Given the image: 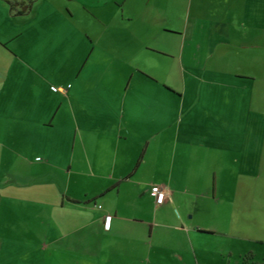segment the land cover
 <instances>
[{"label":"crops","instance_id":"0c3cea01","mask_svg":"<svg viewBox=\"0 0 264 264\" xmlns=\"http://www.w3.org/2000/svg\"><path fill=\"white\" fill-rule=\"evenodd\" d=\"M101 1L83 5L92 23L63 94L0 101V148L26 155L1 165L0 251H23L18 264H200L194 246L219 234L229 185L262 168L248 141L264 135L249 114L264 102L252 73L264 0Z\"/></svg>","mask_w":264,"mask_h":264},{"label":"rangeland","instance_id":"374dc122","mask_svg":"<svg viewBox=\"0 0 264 264\" xmlns=\"http://www.w3.org/2000/svg\"><path fill=\"white\" fill-rule=\"evenodd\" d=\"M101 2L0 0V101L3 106H9L16 98H33L30 91L33 87L45 88L48 84L53 85L54 92L49 94L47 91L46 94L47 98L52 99L65 92L69 74H78L82 60L78 56V33L81 28H87L92 23L91 19L86 18L83 5H96ZM260 44L264 46V43ZM261 49L263 53L264 49ZM257 62L254 63L252 73L260 88L255 89V95L263 97L264 101V58L261 57L260 64ZM109 77L103 75L102 79L109 81ZM24 92L27 94L24 95ZM1 111L11 114L9 107H3ZM249 114L251 118L257 119L259 128L264 130V102H260L257 107L253 106ZM2 118L0 124L3 126L5 122ZM10 126L12 121L8 123V127ZM8 132L11 134L13 130ZM1 135L2 129L0 142H3ZM248 142L255 151L260 152V176L256 171H245L241 175L243 182L233 192L229 185L230 196L226 200L229 211L226 215L214 217L212 228L218 230L219 234L205 235L201 239L205 242L202 245L198 242L194 246L200 264H261L264 260V135ZM1 149L3 148H0V177L3 174L1 165L18 168L26 156L20 157L10 151L4 154ZM40 158L36 161L44 162V156L40 155ZM231 172L227 175L229 183L237 177ZM225 199L226 197H222V200ZM224 202H218L217 205L224 207ZM12 252L13 259L9 258L7 261L4 259L8 255L7 250L0 251V264H18V256L23 251L18 249Z\"/></svg>","mask_w":264,"mask_h":264},{"label":"built area","instance_id":"2783aa9c","mask_svg":"<svg viewBox=\"0 0 264 264\" xmlns=\"http://www.w3.org/2000/svg\"><path fill=\"white\" fill-rule=\"evenodd\" d=\"M55 90V88H53ZM149 194L154 198L157 205H162L167 199L166 190L158 184L151 185L149 188ZM110 217H107L106 227L109 226Z\"/></svg>","mask_w":264,"mask_h":264},{"label":"trees","instance_id":"16d2710c","mask_svg":"<svg viewBox=\"0 0 264 264\" xmlns=\"http://www.w3.org/2000/svg\"><path fill=\"white\" fill-rule=\"evenodd\" d=\"M261 264H264V260L261 262Z\"/></svg>","mask_w":264,"mask_h":264}]
</instances>
